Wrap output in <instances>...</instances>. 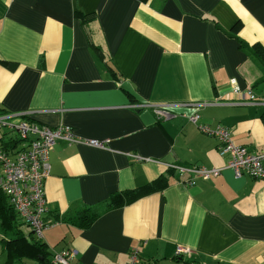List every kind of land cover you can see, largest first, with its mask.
Returning a JSON list of instances; mask_svg holds the SVG:
<instances>
[{
  "label": "crops",
  "instance_id": "1",
  "mask_svg": "<svg viewBox=\"0 0 264 264\" xmlns=\"http://www.w3.org/2000/svg\"><path fill=\"white\" fill-rule=\"evenodd\" d=\"M0 112L108 140L49 151L50 258L128 264L137 247L136 264H186L180 245L197 264H264V178L236 176L188 119L264 153V0H0ZM165 164L222 170L185 185L191 174ZM114 194L122 204L90 225L67 220ZM9 204L0 191V264H33L35 235Z\"/></svg>",
  "mask_w": 264,
  "mask_h": 264
},
{
  "label": "built area",
  "instance_id": "2",
  "mask_svg": "<svg viewBox=\"0 0 264 264\" xmlns=\"http://www.w3.org/2000/svg\"><path fill=\"white\" fill-rule=\"evenodd\" d=\"M238 90V87H235ZM250 94V92H248ZM251 100L253 95L250 94ZM157 116L167 118L170 104L153 105ZM198 114L188 115L189 121L197 124L201 132L215 136L217 148L221 155L227 156L226 167L233 170L236 176L248 174L253 178H264V153L249 152L244 146L237 145L231 139V130L224 126L211 128L207 124L198 123ZM0 126L5 127L22 143L14 148L0 146V190L6 195L13 210L20 218L29 224L34 235L42 238L43 230L49 225L44 221L47 210L44 192V181L49 174V151L57 140L69 143H84L93 147L104 148L108 140L79 137L69 125L60 124L56 127L39 125L23 114L0 115ZM167 169H176L179 174L190 173L191 176L183 181L185 185H193L198 179H208L218 175L222 168L203 166H178L165 164ZM176 255L190 256L191 250L177 246ZM77 250L62 249L52 254V264H73ZM139 260V250L132 247L128 264H136Z\"/></svg>",
  "mask_w": 264,
  "mask_h": 264
},
{
  "label": "trees",
  "instance_id": "3",
  "mask_svg": "<svg viewBox=\"0 0 264 264\" xmlns=\"http://www.w3.org/2000/svg\"><path fill=\"white\" fill-rule=\"evenodd\" d=\"M2 114H5V112H0V115ZM262 118H264V116H262ZM22 141L23 140H21L19 137L14 136V138H9L8 140H1L0 144L4 148L8 149V148H14L18 146L19 144L22 143ZM120 204H122L121 197L118 196L117 194H114V195H111L109 198H107L102 203L95 204V205L79 206V209H77V211H75L74 214L69 215L67 220L69 222L71 221V223L73 224L78 225L79 227H85V226L90 225L96 218L101 216L106 211L119 207ZM9 207L13 209L10 204H9ZM23 223L28 224L25 221H23ZM23 238L28 242L27 243L28 245L25 251L26 256L30 257V259L35 264H52V258L49 257L50 252L48 251L47 246L41 241V239H37L36 236H33V237L31 236V239H27L25 237V234ZM66 249H69V248H66ZM175 257L178 260L185 262L186 264H197L196 263L197 261H194L193 259L183 258V256H178V255H175Z\"/></svg>",
  "mask_w": 264,
  "mask_h": 264
},
{
  "label": "rangeland",
  "instance_id": "4",
  "mask_svg": "<svg viewBox=\"0 0 264 264\" xmlns=\"http://www.w3.org/2000/svg\"><path fill=\"white\" fill-rule=\"evenodd\" d=\"M1 127V126H0ZM1 128H5V127H1Z\"/></svg>",
  "mask_w": 264,
  "mask_h": 264
}]
</instances>
